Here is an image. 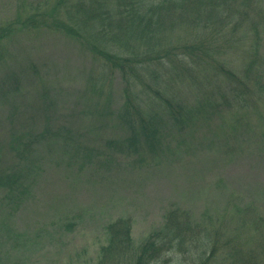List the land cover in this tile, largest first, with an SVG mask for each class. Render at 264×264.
I'll list each match as a JSON object with an SVG mask.
<instances>
[{"label": "rangeland", "instance_id": "rangeland-1", "mask_svg": "<svg viewBox=\"0 0 264 264\" xmlns=\"http://www.w3.org/2000/svg\"><path fill=\"white\" fill-rule=\"evenodd\" d=\"M57 1L0 0V176L20 178L14 195L0 186L3 264H99L111 221L131 218L139 246L175 209L202 241L221 233L216 254L228 253L227 240L244 241L246 220H264V0H235L229 10L219 0H177L163 13L169 44L160 49L165 37L147 57L137 50V59L168 57L172 64L155 63V86L186 108L192 126L170 132L183 146L151 156L135 124L104 110L121 114L128 102L122 76L107 75L93 52L110 47L106 22L79 16L80 37H71L57 30L66 18L52 15ZM235 78L248 85L246 103ZM155 92L145 93L150 114L161 111ZM44 130L50 147L37 144ZM170 256L169 264H192L186 253Z\"/></svg>", "mask_w": 264, "mask_h": 264}, {"label": "trees", "instance_id": "trees-1", "mask_svg": "<svg viewBox=\"0 0 264 264\" xmlns=\"http://www.w3.org/2000/svg\"><path fill=\"white\" fill-rule=\"evenodd\" d=\"M148 1L149 4L146 3V0H58L55 3L56 9L52 8V15L57 18L60 13L65 15L66 18L62 23H59L57 30L71 37H80V29L83 23L75 19L79 16L94 18L102 24L106 22V26L103 28L107 34L103 32V35L108 38L107 47L109 45L110 47L107 49H93V52L101 58V68L105 70L107 75H110L116 69L122 76L128 102L121 114L115 115L109 107H104V110H108L110 117L116 118L118 122L128 123L129 126L135 124L139 135L144 140L142 142L151 150V153H148L151 156L154 153L164 154L166 151L171 150L169 146L171 142H174L177 146H183L185 137L180 136L178 139L171 140L170 132L190 128L192 124L188 123H192V119L185 123L186 108H180V104L176 101L164 100L160 97L159 87L155 86L156 83L160 82L158 77L160 69H157V73L153 70L157 67L155 63L163 61L172 64L168 57L163 52L158 51L157 59L151 65H149L147 59H137L139 57L137 50L146 57L150 56L154 52V47L156 48L165 39L166 35L162 30V28L164 29L163 13L166 12L170 16L172 13L171 2L177 0H154V3L153 0ZM219 1L225 10H229V7H227L229 3L235 2V0ZM249 1L252 3V0ZM62 5L65 6L66 11L60 9ZM240 17L242 20L250 19L244 13H240ZM75 21L79 23L78 27L75 25ZM252 25L258 26L254 21H252ZM84 26L86 25L84 24ZM252 31H255V29L252 28ZM252 33L257 36V33ZM5 37H7L5 34H1L0 41ZM124 42L125 45L120 46ZM169 42L170 36L166 37L160 45V49H165ZM188 49L194 51L197 48L194 46L188 47ZM152 75H154L153 78H151ZM234 80L243 87L241 92L238 90V95H240V101L246 103L244 93H247L248 85L246 82L237 80V78ZM2 84H0V99L4 98L2 92L6 89ZM152 86L158 90L153 94L155 97L152 96L153 105L158 102L157 105L160 106L161 111L154 112L152 110V114H150L145 110V103L148 104L151 99H145V93L153 91ZM135 91L143 94L138 100L132 99ZM50 111V109H40L42 114H45V112L49 114ZM44 121L46 128L49 124L48 117H45ZM41 134L43 136L39 137L37 144L50 147V139L45 136L46 131L44 130ZM59 134L60 131L55 134L56 140L60 139ZM15 140L17 139L15 138ZM132 140L135 145L138 141L136 132L133 134ZM166 146L169 147L165 148ZM86 158H90V156L88 155ZM0 179V186L5 190H9L10 195H14L19 191L20 178L16 174H7V177L2 175ZM252 209L239 211L237 217L240 218V214L243 213L253 212ZM176 212H178V209L168 213L163 227L148 235L146 241L139 246L134 245L132 236L133 220L131 218H120L111 221L105 227L107 241L105 245L101 246L102 261H99V264H169L167 259H173L170 255L175 252L190 255L192 264H264V220L262 217L257 216L251 221H249V218L246 220L247 222L244 220L247 229L244 241H240V238V244L235 246L232 241L227 240L230 242H228L229 252L224 253V255H217L216 253L222 252L220 248L223 244L219 243L221 233L211 234V239L205 237L202 241V233L195 232V227L190 228L192 224L185 222ZM73 225V223H68V230ZM200 243L206 244V246L202 248ZM3 256L4 254H0V264L5 263L7 260ZM219 258L221 259L220 262Z\"/></svg>", "mask_w": 264, "mask_h": 264}]
</instances>
